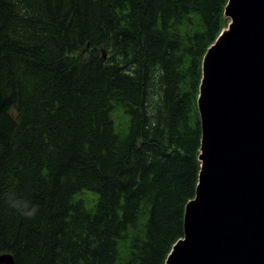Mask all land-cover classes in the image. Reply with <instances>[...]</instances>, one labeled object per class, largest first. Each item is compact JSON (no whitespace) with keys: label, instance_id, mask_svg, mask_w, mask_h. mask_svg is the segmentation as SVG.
<instances>
[{"label":"trees","instance_id":"1","mask_svg":"<svg viewBox=\"0 0 264 264\" xmlns=\"http://www.w3.org/2000/svg\"><path fill=\"white\" fill-rule=\"evenodd\" d=\"M227 2L0 0V254L165 264L196 193L202 63Z\"/></svg>","mask_w":264,"mask_h":264},{"label":"water","instance_id":"2","mask_svg":"<svg viewBox=\"0 0 264 264\" xmlns=\"http://www.w3.org/2000/svg\"><path fill=\"white\" fill-rule=\"evenodd\" d=\"M255 1L228 0L229 30L205 55L197 101L203 128L199 182L186 204L184 236L175 242L165 264H264V36L254 41L260 30L250 23L264 17V0ZM248 44L259 47L255 61L253 53L248 55ZM233 45L247 50L246 55L237 59ZM216 73L222 75V83L218 93L211 91L208 105L203 102L204 88L220 76ZM244 99L250 116L237 113L236 121L248 127L230 133L224 120ZM217 108L228 112L219 117ZM182 246L185 250L179 251ZM9 264H14L13 257Z\"/></svg>","mask_w":264,"mask_h":264},{"label":"rangeland","instance_id":"3","mask_svg":"<svg viewBox=\"0 0 264 264\" xmlns=\"http://www.w3.org/2000/svg\"><path fill=\"white\" fill-rule=\"evenodd\" d=\"M258 1L259 0L255 1L253 3H256L257 4ZM261 10L264 11V7ZM252 19H254V18H250L249 20H252ZM230 20H231L230 17H225V27L227 26V24H228V22ZM262 23H264V17L262 18ZM263 36H264V29H261L260 31L257 32V36H256V38H255L254 41H258L259 42L263 38ZM258 49H259L258 46H254V45L248 44V50H249L248 51V55H250V54L253 53V57H255V54H258L259 53ZM80 51L81 50H79L77 52V54H82ZM102 56L104 58H106V59H109V58L112 57V54L109 52V54L107 56H104V54ZM204 58H205V55L203 57V61H204ZM134 67H137V64H135ZM159 70H160V67L158 65L155 66V68L153 69V77H154L153 83H152L153 84V87H151L152 89L150 90L151 107H153L155 105H158L160 103V95H161L162 87L160 85ZM30 90H32V89H30ZM30 92L33 94L32 91H30ZM33 96L35 97V95H33ZM203 99H204L203 102L204 103H207V96H206V98H203ZM237 105H236L235 110L233 111V114L230 117H226L225 120H224L225 126H226L227 130L230 133H234L238 129H242V131H244V129L248 127V125H247L246 122H242L241 123V122L236 121V119H237V113H240L243 117L250 116V113L251 112H250V110H249V108L247 106V101L245 99L244 100H241V101H239V104L237 102ZM224 110H225V108H217L214 113H220V112H222ZM226 114H227V112H226ZM199 115H200V113H199ZM114 117H115V120L116 121H119V110L115 113V116ZM122 120H123V118H122ZM236 122L239 123V127H236L235 126V123ZM202 131H203V128L201 126V132ZM226 141H227L226 139H223L222 142L226 144ZM183 250H185V247L184 246H182L179 251H183ZM9 261H10V258H6L5 264L9 263Z\"/></svg>","mask_w":264,"mask_h":264},{"label":"bare ground","instance_id":"4","mask_svg":"<svg viewBox=\"0 0 264 264\" xmlns=\"http://www.w3.org/2000/svg\"><path fill=\"white\" fill-rule=\"evenodd\" d=\"M257 17V19L259 20V19H261V16H260V14H259V16L258 15H256ZM250 23H252V25L254 26V27H256L258 30H261V29H263V27H264V23H262V20H260V21H250ZM236 45H233L232 47H231V51L234 53V54H236L237 52V59L238 58H240V56L241 55H246V53H247V50H243V49H240L239 51L236 49V47H235ZM254 61H255V57H254ZM254 64H255V62H254ZM212 75H213V73H212ZM216 75H220V74H217L216 73ZM221 83H222V75H220V76H216L215 77V79H214V82L212 81L211 82V85H205V88H204V95L206 94L207 95V104L209 105V97L210 96H212V92L211 91H213V90H215L216 89V93H218L219 91H220V87H221ZM213 88V89H212ZM211 89V90H210ZM200 93H201V89L199 88V95H200ZM198 95V96H199ZM232 97H233V99H232V101L234 102L235 101V97L232 95ZM203 101H204V99H203ZM226 112H228V110L226 109V110H224V111H222L221 112V114L219 115V117H221V116H223V115H225L226 114ZM175 244V243H174ZM173 247V246H172ZM168 257V256H167ZM167 260V259H166ZM3 263V261H0V264H2ZM166 263V262H165Z\"/></svg>","mask_w":264,"mask_h":264},{"label":"clouds","instance_id":"5","mask_svg":"<svg viewBox=\"0 0 264 264\" xmlns=\"http://www.w3.org/2000/svg\"><path fill=\"white\" fill-rule=\"evenodd\" d=\"M11 206H14V205H11ZM37 209H38V206H37ZM32 215H35V210L33 211ZM28 218H31V216H29Z\"/></svg>","mask_w":264,"mask_h":264}]
</instances>
